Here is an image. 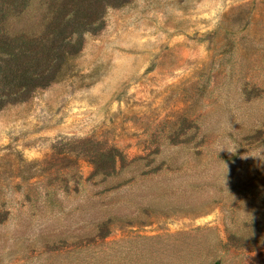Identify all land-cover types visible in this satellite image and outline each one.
<instances>
[{"label": "rangeland", "instance_id": "374dc122", "mask_svg": "<svg viewBox=\"0 0 264 264\" xmlns=\"http://www.w3.org/2000/svg\"><path fill=\"white\" fill-rule=\"evenodd\" d=\"M216 261L264 264V0L109 7L0 110V264Z\"/></svg>", "mask_w": 264, "mask_h": 264}, {"label": "trees", "instance_id": "16d2710c", "mask_svg": "<svg viewBox=\"0 0 264 264\" xmlns=\"http://www.w3.org/2000/svg\"><path fill=\"white\" fill-rule=\"evenodd\" d=\"M129 1L44 0L47 21L41 32L28 34L9 32L6 25L10 17L22 15L32 0H0V110L55 82L68 59L81 50L82 36L102 27L109 7Z\"/></svg>", "mask_w": 264, "mask_h": 264}]
</instances>
